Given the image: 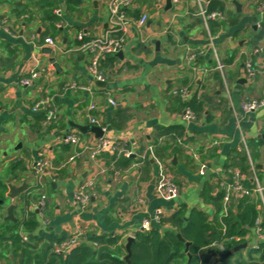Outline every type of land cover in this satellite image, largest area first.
Wrapping results in <instances>:
<instances>
[{
	"label": "crops",
	"instance_id": "1",
	"mask_svg": "<svg viewBox=\"0 0 264 264\" xmlns=\"http://www.w3.org/2000/svg\"><path fill=\"white\" fill-rule=\"evenodd\" d=\"M263 2L210 0L207 10L214 8L218 16L205 20L198 15L197 0L170 6L168 0H131L125 11L133 27L121 53L101 59L99 81L90 69V54L66 51L80 45V33L89 40L109 29V0H0V178L34 185L39 153L50 161L52 168L43 176L48 198L36 212L37 219H44L46 209L50 216L38 220L36 235L43 231L69 239L83 230L81 241L94 233L127 243L157 208L169 218L186 204L213 221L218 210L209 197L223 190L229 168L242 169L247 186L254 185L255 176L264 186V107L251 113L243 109L248 101L264 100ZM144 15L141 26L137 21ZM47 37L55 39L56 47L46 44ZM33 69L41 75L33 85L22 86ZM49 96L58 113L46 125L45 112L34 107ZM188 109L194 114L190 120ZM89 115L100 119L115 151L92 157L90 148L100 137L77 127L92 125ZM71 132L81 144L64 142ZM166 171L179 187L173 198L159 189ZM84 180L93 185L90 202L81 210L74 195ZM40 186L29 207L23 195L0 203V223L23 222L28 208L36 211ZM241 199L233 198L227 213L237 212ZM251 199L258 205L260 196ZM10 204L15 221L6 219ZM222 204L219 219L226 214L224 199ZM160 224L152 227L169 228ZM245 240L247 247L238 251L241 264L251 257L259 260L263 251L254 249L264 241L254 228H248ZM44 245L45 240L39 249ZM220 258L211 257V264H224Z\"/></svg>",
	"mask_w": 264,
	"mask_h": 264
},
{
	"label": "trees",
	"instance_id": "2",
	"mask_svg": "<svg viewBox=\"0 0 264 264\" xmlns=\"http://www.w3.org/2000/svg\"><path fill=\"white\" fill-rule=\"evenodd\" d=\"M208 12H214V8ZM243 170L247 171L248 168L244 167ZM7 191L4 179L0 178V200H6ZM224 195L225 191L222 190L218 196L209 197L218 210L213 221L204 210H190L186 204H182L169 218L162 219L160 225L167 224L169 228L153 226L149 231L139 230L130 247L131 264H211L210 259L216 253H210L207 260H202V255L214 242L229 241L227 250L244 244L248 228L252 229L256 224L259 214L257 204L251 197H243L237 212L230 210L219 219ZM35 197L36 194L24 197L26 206H30L29 198ZM38 225L36 211L30 210L23 222L0 223V261L9 264H127L124 259L128 254L126 243H121L117 236L88 233L79 245L66 253H58L55 245L67 239L43 231L36 235ZM21 229L29 232L27 241H24L26 234ZM43 240L45 245L39 249V243ZM187 243L190 245L187 246ZM259 251H263L259 260L251 257L243 264H264V243L254 249V252ZM11 254L14 255L13 260Z\"/></svg>",
	"mask_w": 264,
	"mask_h": 264
},
{
	"label": "built area",
	"instance_id": "3",
	"mask_svg": "<svg viewBox=\"0 0 264 264\" xmlns=\"http://www.w3.org/2000/svg\"><path fill=\"white\" fill-rule=\"evenodd\" d=\"M173 3H179L180 0H172ZM131 0H109V6H110V19H109V29L105 32L96 35L92 37L91 39H86L85 33H80L77 38L80 41V45L75 47L74 49H71L69 53H83V54H90L91 55V65L90 69L94 73L95 77L102 81V76L98 72V66L102 58L108 56V55H116L119 52L122 51V49L125 46L126 43V34L129 32L130 28H132V19L128 17L125 7L129 6ZM210 0H197L198 5V15L202 16L207 19H212L218 16L216 12H208L207 10V4H209ZM259 10L261 13H264V2L260 4ZM58 13H60V10H58ZM147 16L144 15L140 20L137 21L139 25H144L146 23ZM46 44L50 47H56V41L52 37H47L45 40ZM194 59V58H193ZM218 68L222 69L223 66L221 64L218 65ZM248 69L250 76L255 75L254 66L252 64H248ZM41 75V70L39 69H33L30 72V75L28 77H25L21 80L22 86L28 87L35 83V81L39 78ZM75 87V86H73ZM89 92L92 91L91 88H85ZM183 96L185 95V92H182ZM113 105H115L114 101H111ZM264 107V100H251L243 104V109L247 113L255 112L260 108ZM96 106L92 104L90 106V109H95ZM34 110L37 112L39 110H42L46 114V125H51L52 122L57 118L58 109L54 102V98L52 96H49L42 101L38 102ZM90 118V124L99 126L103 129L104 133L106 131V128H104L101 124V121L98 117L89 115ZM185 118L187 120H190L194 118V114L191 110H186ZM64 142L68 144L73 145H79L82 143V140L80 136L75 133L71 132L68 133L64 137ZM244 146L246 151L248 152V145L246 140L244 139ZM87 148H89L87 146ZM115 151L116 145L105 135L101 136L96 145L90 148L91 155L93 158H96L101 153H103L106 150ZM127 156H129V152H125ZM196 157V154H195ZM75 156L71 157V160H74ZM46 168H52V165L50 161L46 158L44 152H40L38 155V159L35 162L34 165V173L36 176L37 185L43 184V176ZM229 180L226 183H222L221 189L225 190L224 195V201L226 203V214L228 212L229 207L227 206L230 204L233 198L239 199L243 197H252L254 195H259L260 200L257 205V209L259 211L256 224H255V232L259 239L264 241V186L260 182V179L255 176L253 178L254 185L252 187L247 186L246 184V178L244 176V173L242 169L239 167H233L229 168L228 171ZM93 185V180H84L81 182L78 186V189L74 195L75 201L79 207V209L83 210L85 209L89 202H90V189ZM159 189L165 194L167 198H173L179 193V187L174 181L172 175L169 173V171H166L162 179L159 183ZM46 205V196L43 195L42 198L39 200L38 204L36 205V208L42 209ZM165 215L163 208H157L155 210V213L152 217L146 218L143 223L141 230L149 231L152 228V224L158 223L160 224L162 222L163 216ZM84 231L80 230L76 234H74L71 238L63 241L60 244L55 245V251L58 253H66L69 250H71L73 247L79 245L81 243V239L83 238ZM24 241L28 240V236H23ZM232 238L231 240H233ZM237 241L240 240V238H235ZM208 250H211L210 252H215L216 256L218 254H221L222 252H225L226 246L225 243H219L214 242ZM213 260L215 259V256L212 257Z\"/></svg>",
	"mask_w": 264,
	"mask_h": 264
},
{
	"label": "water",
	"instance_id": "4",
	"mask_svg": "<svg viewBox=\"0 0 264 264\" xmlns=\"http://www.w3.org/2000/svg\"><path fill=\"white\" fill-rule=\"evenodd\" d=\"M168 4H169V6L172 5V0H168ZM77 127L80 128V130H82L83 132H88V131L89 132H94L97 137H101V136L104 135L103 129L101 127H99V126H96V125L77 126ZM4 182L6 183L7 189H8L7 194H6V199L8 198L11 201H14L15 199H19L22 195H23V198L27 197V196H32L33 197V195L36 194V192H37L35 190V188L37 187V183H35L34 185L30 186L28 182H24V183H22V185L18 186V185L13 184L12 177L4 180ZM30 190H32V191H30ZM31 200H33V199L29 198V201H31ZM26 201H24V203H26ZM4 202H5L4 200H0L1 204L4 203ZM14 207H15L14 204H10L9 205L8 217H6L7 220L15 221L14 215H13ZM36 212L39 213L40 209H37ZM179 237L181 238V235H179ZM134 240H135L134 236H130L127 239L126 249L128 251V254L124 258L127 261V264H131V261H130L131 249H130V247H131V244L134 242ZM189 245H190V243H187V246H189ZM246 247H247V244L245 243V244H241V245L236 246L233 250L228 251L227 253H221L220 262L222 263V262L226 261V259L229 256H231L234 252H238L241 249L246 248ZM210 253H212V252H210Z\"/></svg>",
	"mask_w": 264,
	"mask_h": 264
},
{
	"label": "rangeland",
	"instance_id": "5",
	"mask_svg": "<svg viewBox=\"0 0 264 264\" xmlns=\"http://www.w3.org/2000/svg\"><path fill=\"white\" fill-rule=\"evenodd\" d=\"M43 182V181H42ZM48 187V186H47ZM46 187V190L48 189ZM39 188V184L37 185V187H36V189H38ZM40 190H41V193L40 194H42L43 193V195H46V194H44L45 193V184L43 183L41 186H40ZM37 192H36V194L38 193V190H36ZM40 198H39V200L42 198V196L40 195L39 196ZM47 198H48V195L46 196ZM39 200L36 202V204H35V209L37 210V208H36V205L38 204V202H39ZM33 201L34 200H31L30 201V205L33 203ZM26 207H28V206H26ZM27 209V208H26ZM39 209V208H38ZM26 214H28V209H27V213ZM46 216H50L49 214H48V212H47V209L45 210V212H44V219H37V220H39V222L41 223V222H43V221H45V219H46ZM165 217V215L163 216V218ZM26 219V218H25ZM22 230V229H21ZM24 233H26V234H29V232L28 231H26V230H22ZM235 256H231L226 262H224V264H232V261L234 260L235 262H237V264H241V252H234L233 253ZM240 257V261L238 262V261H236V258H239Z\"/></svg>",
	"mask_w": 264,
	"mask_h": 264
}]
</instances>
